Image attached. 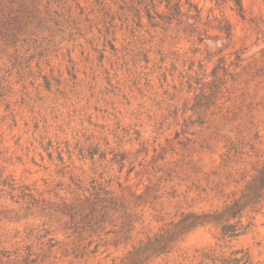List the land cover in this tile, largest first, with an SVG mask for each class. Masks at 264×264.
Segmentation results:
<instances>
[{
  "label": "rangeland",
  "instance_id": "obj_1",
  "mask_svg": "<svg viewBox=\"0 0 264 264\" xmlns=\"http://www.w3.org/2000/svg\"><path fill=\"white\" fill-rule=\"evenodd\" d=\"M0 264H264V0H0Z\"/></svg>",
  "mask_w": 264,
  "mask_h": 264
}]
</instances>
